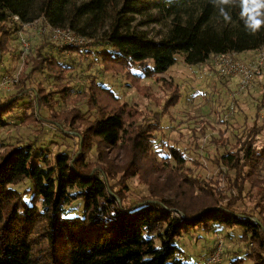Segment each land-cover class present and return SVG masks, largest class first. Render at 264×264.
I'll list each match as a JSON object with an SVG mask.
<instances>
[{
	"label": "trees",
	"instance_id": "trees-1",
	"mask_svg": "<svg viewBox=\"0 0 264 264\" xmlns=\"http://www.w3.org/2000/svg\"><path fill=\"white\" fill-rule=\"evenodd\" d=\"M245 6L264 16V0H250L248 5L247 0H0V55L11 34L6 22L16 16L19 24H32L44 17L51 27L88 36L94 46L104 47L68 46L64 48L68 52L79 54L101 72L123 76L140 93L158 101L140 82L167 72L177 55L195 65L213 55L250 53L264 47V28L257 30L245 18ZM216 15L232 25L212 27L209 22ZM137 17L143 18L140 25L144 26L163 24L169 18L171 22L166 35L154 40L130 28ZM106 26L104 37L94 40L93 34ZM60 58H48L43 48H36L26 61L31 65L27 78L15 86H20L17 94L0 98V129L8 125V114L19 107L32 109L24 116L27 120L35 116L47 120L41 112L53 109L55 100L49 99L53 93L45 94L41 88L30 91L25 83L45 70L66 79L73 67ZM161 82L169 99L153 115L154 124H136L140 115L136 109L120 104L104 107V101L115 102L117 97L92 81L87 102L99 117L86 120L79 110L61 114L62 122L75 131L73 137L58 128L60 136L73 140L72 150L66 144L47 156L48 149L30 143L0 154V264H187L179 258L176 239L208 224L242 230L240 240L247 242V250L230 264H245L246 259L264 264V187L254 166V161L264 158V150L255 147L260 128L253 125L238 140L237 151L227 148V139L215 141L223 151L215 162L223 175L233 172L238 197H222L215 185L191 177L167 186L174 187V197L163 195L160 190L165 186L151 188L153 175L158 173L152 146L161 117L179 102L180 93L177 86ZM56 90L61 99L71 91L65 85ZM54 118L60 116L54 114ZM92 149L98 156L96 166L89 158ZM118 149L129 159L121 166L109 158ZM167 150L183 169L182 153L173 147ZM148 162L153 170L150 175L144 173ZM247 166L249 171H245ZM135 177L148 184L149 194L127 203L128 181ZM22 183H27L23 192L18 189ZM246 183L258 191L256 204L261 209L257 213L239 208ZM188 184L205 192L211 204L198 208L193 203L196 195L186 191Z\"/></svg>",
	"mask_w": 264,
	"mask_h": 264
},
{
	"label": "rangeland",
	"instance_id": "rangeland-1",
	"mask_svg": "<svg viewBox=\"0 0 264 264\" xmlns=\"http://www.w3.org/2000/svg\"><path fill=\"white\" fill-rule=\"evenodd\" d=\"M250 0H247V5ZM243 12L245 18L257 29L264 28V16L255 12L251 7H244ZM214 16L209 24L216 28L232 24ZM142 17H137L130 24L133 31H142L154 40H159L167 33L171 19H167L163 24L140 25ZM36 27L28 26L29 24H19L18 21L6 22L5 25L10 31L9 42L6 49L1 53L0 76L5 74L18 78V84L24 81L26 75L31 70V65L26 61L31 59L36 48H43V54L48 58L55 57L57 60L65 59L73 67L72 71L66 75V79H58L57 74L44 71V73H35L31 79L25 83V87L32 89L41 88L46 93H53L54 105L52 110L42 111V118L35 116L33 120H27L25 115H30L32 109H24L22 107L15 108L7 116L8 125L0 129V154L7 153L12 147L26 146L30 143L38 145L42 150L48 149L47 156H52L66 145L72 150L74 146L73 140L67 139L66 136L59 133V127H63L70 136L74 137L75 131L65 125L62 120L64 115L74 110H79L86 120L93 121L99 117L97 110H90L88 106V93L92 81L95 84L112 90L117 99L115 102L104 101L102 105L108 108H114L117 104L126 106V109H136L140 115L136 124L143 122L153 123V115L159 113L164 102L169 99V92L162 85L161 80L177 86L180 93L179 102L170 107L159 122V131L155 133L154 145L152 146V154L157 163L158 173L153 175V189L161 188L163 195L174 197L173 188H167L169 185L176 186L184 180L185 177L202 180L206 184L211 183L212 186L218 187L222 197L235 199L238 193L234 188V174L230 172L227 175L220 173L219 165L215 162L217 155L223 153L219 144L215 141L228 140L227 148L231 150H239L238 140L242 139L253 125L260 128L256 138L255 147L264 150V105L261 104L264 96V80L257 78L255 82L243 96L235 99L232 94L236 88L234 79L219 77L214 60L216 56H211L203 63L191 65L186 62V57L182 54L176 56V63L168 68L167 72L158 74L153 79H142L140 86L147 87L148 93L154 101L140 93L134 86L125 80L121 75H112L99 71L95 66L90 65V61L80 59V55L75 52H68L64 49V44L53 40V32L73 34L77 38L83 39V44L79 45L83 50H99L103 46H94L93 40L88 36H82L69 29L53 28L49 25L44 17H38ZM259 22V23H257ZM108 31L107 26L99 29L93 35V39L104 37ZM88 32H91L88 30ZM1 36V33H0ZM1 38V37H0ZM24 39L27 44V50H24L20 44V39ZM94 46V47H93ZM248 53L240 54V58L248 56ZM84 58V57H83ZM64 61V62H66ZM15 84L5 91H0V98H5L17 94L20 86L15 88ZM67 86L71 89L65 99H61L57 94L59 86ZM28 102V99L23 100ZM233 105L235 112L226 118L228 106ZM257 108L260 109L257 114ZM25 113V114H24ZM53 113V114H52ZM55 115L60 118L55 119ZM51 121V122H49ZM58 123V124H56ZM154 124V123H153ZM152 124V125H153ZM176 148L183 155V169L176 165L173 157L168 153L167 148ZM215 147H219L215 149ZM243 155L241 152L240 156ZM109 158L114 160L115 166L125 164L129 159L123 150L113 151L109 154ZM90 162L93 166L97 165V154L92 149L89 154ZM162 164H164L162 166ZM145 174L152 173L151 164L145 163ZM257 177L264 187V158L254 161ZM162 168V169H161ZM250 166L245 167V171H249ZM223 172H225L223 170ZM144 174V179L149 180ZM143 175V174H142ZM173 175L172 178L169 176ZM127 203H133L139 199L145 198L149 194L148 184L140 182L137 177L128 181ZM27 188V183H22L18 189L23 192ZM245 195L239 202L240 209L252 210L257 213L261 207H257L258 202L257 190L251 189L249 183L245 184ZM189 190L196 195L197 207L201 209L203 206L211 204L208 195L199 191L195 186L188 184L186 191ZM216 192V190L214 191ZM217 193V192H216ZM252 194V196H251ZM257 196V197H256ZM256 197V198H255ZM227 202V200H225ZM225 204V203H223ZM264 206V202L262 203ZM197 208V209H198ZM79 209V208H78ZM79 213L78 211L76 212ZM243 232L239 228H226L215 224H208L207 227L202 226L190 230L187 234L177 238L175 246L181 250L179 258L187 264H204L208 256L217 251V246L222 247L220 263L230 264L233 259L242 257L247 250L246 243L240 240ZM245 264H253L246 259Z\"/></svg>",
	"mask_w": 264,
	"mask_h": 264
},
{
	"label": "built area",
	"instance_id": "built-area-1",
	"mask_svg": "<svg viewBox=\"0 0 264 264\" xmlns=\"http://www.w3.org/2000/svg\"><path fill=\"white\" fill-rule=\"evenodd\" d=\"M18 17H14L13 21H18ZM28 26L36 27V22L29 24ZM53 40L57 43L60 42L65 46H78L83 44V39L75 37L73 34L60 32L59 30L53 32ZM20 44L24 50H27L28 44L22 38ZM250 58L245 61L240 58V54L229 53L222 56H216L213 61L217 74L219 77L234 79L236 82V88L232 96L235 99L243 96L255 82L257 78L264 80V47L248 53ZM18 84V78L5 74L0 76V91H5L9 87ZM226 118L235 112L233 105L228 106L226 109ZM222 247L217 246V251L208 256L204 264H219Z\"/></svg>",
	"mask_w": 264,
	"mask_h": 264
},
{
	"label": "crops",
	"instance_id": "crops-1",
	"mask_svg": "<svg viewBox=\"0 0 264 264\" xmlns=\"http://www.w3.org/2000/svg\"><path fill=\"white\" fill-rule=\"evenodd\" d=\"M250 58V55L245 56L244 58H242L243 60L247 61Z\"/></svg>",
	"mask_w": 264,
	"mask_h": 264
},
{
	"label": "clouds",
	"instance_id": "clouds-1",
	"mask_svg": "<svg viewBox=\"0 0 264 264\" xmlns=\"http://www.w3.org/2000/svg\"><path fill=\"white\" fill-rule=\"evenodd\" d=\"M257 23H259V22H257Z\"/></svg>",
	"mask_w": 264,
	"mask_h": 264
}]
</instances>
